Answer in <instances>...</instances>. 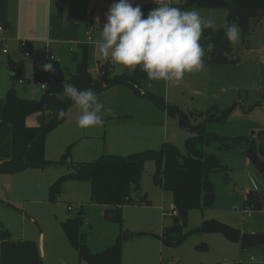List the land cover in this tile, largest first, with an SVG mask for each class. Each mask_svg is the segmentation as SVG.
<instances>
[{
    "label": "rangeland",
    "instance_id": "obj_1",
    "mask_svg": "<svg viewBox=\"0 0 264 264\" xmlns=\"http://www.w3.org/2000/svg\"><path fill=\"white\" fill-rule=\"evenodd\" d=\"M181 2L183 0H174L175 5ZM191 9H197L205 18L214 19L217 28H226L232 24L239 27L236 20H229L228 10L225 8L191 7L186 10ZM258 20L252 18L249 21V34L246 36L239 27V41L230 44L232 49L230 57L233 60L221 65H235L247 56L248 49L255 50L260 47L264 42V14ZM104 60L109 59H105L99 53L98 47L90 45L89 67L95 72L98 62ZM41 61L42 66L52 62L48 56H42ZM204 62L205 66L201 71L186 73L183 81L174 87H166L163 81H149L148 78L145 79V86L150 85L152 92L165 96L167 100L179 105L185 112L198 113L192 116V121L200 123L205 118L199 115L200 113L204 114L212 107L225 109L234 105L227 121L220 124L212 123L216 121L209 122L211 123L209 129L211 125H216V128L220 130L234 133L217 131L220 134L236 135V130L250 119L264 120V88L255 94L257 92L255 87L238 81L239 72L246 67L230 68V76L229 74L221 76L218 72L219 78L216 79L217 75H214L212 64H206V58ZM112 65L114 73L117 74L125 69L119 64L112 63ZM60 67L65 77L71 76L75 67L71 54L60 61ZM235 81L237 85L234 91L238 97L237 101L229 105L220 103L222 99L217 98L216 94L227 98L229 92L225 93V90L229 89L231 83ZM14 84L18 90L17 94L22 98L39 93L41 95L38 97L42 96L43 91L28 75L24 84L28 91H24V85L21 86L18 81H14ZM195 88L211 92L213 96H216L214 99L210 97V104H208L205 97L193 92ZM205 92L207 96L208 93ZM137 96L135 90L129 86H114L104 90L97 96L98 100L104 104L105 109L111 108L117 117L105 121L103 126L88 129L77 126L80 110L75 105L71 106L64 122L47 135L46 158L52 162H61L69 148L71 160L91 161L99 152L98 150H104L106 147L111 152L127 155L130 152L149 148L159 149L165 141L173 142L181 152L185 153L188 132L173 117L166 118L162 110L156 108L151 100L139 99ZM33 120H29L28 124H35L32 123ZM36 123L39 122L36 121ZM259 130H261L260 127L253 126L247 132L249 136H253L252 132ZM118 134L129 139L128 144H119L116 140ZM205 150L217 157L223 167L210 173V179L214 184L215 202L212 207L190 210L185 231H192L203 220L216 219L247 232L264 233V175L249 160L246 155V145L240 144L222 149L217 144H212L206 146ZM65 168L66 164H59L47 169L35 167L16 173L0 174V220L8 225L13 236H25L27 240L36 241L44 253V264L84 263H80L75 248L63 230V221L68 214L77 213L79 210L76 209L84 212L82 228L86 232L90 249L91 245L94 248L110 246L108 244L111 240L116 242L121 231L144 234L154 229L153 236H140L132 241H124L123 247L125 242L127 244L124 247L123 264H136L133 260L137 254L141 258L139 264H162V262L165 264H264V245L253 247L249 252L244 253L240 243L230 241L220 232L194 231L178 246L161 244L159 235L162 233L163 225L172 224L171 216L175 214L166 215L172 203V192L163 191L155 184L154 175L157 168L152 160L145 163L140 193L133 194L136 203L124 209L126 215L123 216L122 226L110 220L105 214V209L92 202L88 182L85 180L82 185L86 187H82L76 180L67 181L66 186L64 185L65 192L63 189L60 198L56 201L50 199V185ZM225 173H228L231 179H228ZM18 183L24 186L23 189L18 188ZM249 191L260 193L261 208L252 211L244 208V198ZM143 197H146L149 204L140 202ZM67 204L73 205L72 208L75 211H68ZM148 224L149 226L144 230L143 226ZM42 241H45L44 245ZM160 244L162 246L159 249ZM202 245L206 248H201Z\"/></svg>",
    "mask_w": 264,
    "mask_h": 264
},
{
    "label": "trees",
    "instance_id": "obj_2",
    "mask_svg": "<svg viewBox=\"0 0 264 264\" xmlns=\"http://www.w3.org/2000/svg\"><path fill=\"white\" fill-rule=\"evenodd\" d=\"M173 6L184 10L191 7L225 8L228 10L229 20L237 21L244 36L249 34V21L252 18L259 21L258 18L264 14V0H183L182 4ZM224 31L225 28H217L215 32L205 30L202 43L206 45L211 41L215 44L214 49L207 52L208 63L232 62L231 42L225 38ZM88 55L87 45L82 47L81 61H78L76 54L73 55L76 68L70 78H66L56 65H53L55 71L48 73L37 68L32 80L46 84L44 93L39 98H22L14 88L7 92L4 113L0 117V174L66 163L72 171L60 176L50 186V199L56 201L60 197L67 180L88 181L92 202L109 206L106 215L122 226V208L136 203L133 193H140L145 163L152 160L157 168L155 184L164 191L172 192L173 205L177 208L173 223L165 225L159 235L164 245L178 246L194 231L223 233L229 240L241 243L244 251L264 245V233L243 232L216 219L204 220L192 231H185L190 210L212 207L215 202L210 173L223 167L217 157L205 150L206 146L217 144L222 149H228L245 144L249 160L264 175V129L253 136H227L207 129L209 122L227 121L234 105L225 109L212 107L204 114H199L205 117L203 122L194 124L193 112L187 113L179 106L169 104L162 96L146 93L157 106L192 133L186 140L185 153L175 144L165 142L159 149H147L128 155L104 153L88 162L71 160L69 148L61 162H52L46 158L47 135L66 118H58V113L63 110L67 115L68 109L74 105L67 98L62 101L56 96V93L63 92V82L72 83L80 89L92 88L98 93L118 84L134 87L147 78L146 73L139 68L134 73L125 68L121 74H115L110 61L101 63L98 74H93L88 64ZM9 68L14 81L26 79L24 61L10 59ZM34 115L38 116L39 123L28 125V118ZM140 202L146 204L148 200L143 197ZM261 206L260 193L249 191L244 200V208L255 210ZM83 224L82 213L63 222L65 235L77 250L80 260L88 264H122L123 243L130 233L121 231L113 245L102 252L94 253L88 246ZM201 248L206 246L202 245ZM0 264H44V261L36 241L13 239L9 229L0 220Z\"/></svg>",
    "mask_w": 264,
    "mask_h": 264
},
{
    "label": "crops",
    "instance_id": "obj_3",
    "mask_svg": "<svg viewBox=\"0 0 264 264\" xmlns=\"http://www.w3.org/2000/svg\"><path fill=\"white\" fill-rule=\"evenodd\" d=\"M114 2H116V0H0V27H2L0 30V117H2L3 113H4L5 98H6L7 92L12 88H14L16 91H18L15 88L14 80L12 78V72L9 68V60L12 59L14 61H24L25 67H26V73H27L26 75H28L32 79L35 75L37 68L41 72H47V71L43 70L42 61H41L42 56L43 57L48 56V59L50 61H52L51 63L53 65H56L59 67H60V61H63L64 58L68 54H71L72 58H73V55L76 54L78 61H81L82 60V47L83 46L87 45L88 47H90V45H92V46L94 45L95 47H98L96 42L101 39V29L103 28L104 24L107 22L106 21V14L108 13L109 8L111 7V5ZM132 3H133L134 7L137 4L140 5L145 16H147L149 11H151L152 9L157 7L155 0H132ZM172 3L175 4L174 0H172ZM182 3L183 2H181L180 4H182ZM89 36L91 37V40H89ZM23 40H25L29 43L30 52H31V55L29 57H25L22 50H21L20 44H21V41H23ZM5 48L8 49L7 53H5L3 51ZM94 50L97 51V49H95V48H94ZM48 51H49V53H48ZM51 55H54L56 60H51L50 59ZM205 58H207V54H206ZM106 61L105 60L99 61L97 64V68H96L95 72L90 68V70L93 72V74H98L100 64L103 62H106ZM53 62H55V63H53ZM74 64H75V67L73 69L75 70V68H76V62L75 61H74ZM206 64H212V66H213L212 69L215 72L214 75L215 76L217 75L216 79L219 78L218 72H220L221 76L226 75V74H229V76H230V72H231L229 70L230 68H238V67L239 68H245L246 67V69L239 72L238 77L240 79L238 81L239 82L242 81V83H244L250 87H255V89L257 91V92H255V94H258L264 88V42L260 45V47H258L255 50L254 49H248L247 56L235 65L226 66V65L213 64V63H208V62H206ZM60 69H61V67H60ZM73 71L71 72V75H72ZM115 74H117V73H115ZM63 75H64V73H63ZM70 77H68V78H70ZM145 79H147V78H145ZM145 79H143L139 85H135L134 87H131L130 85H127V84H118L115 86H126V87L129 86V87L133 88L135 90L136 94L138 95L137 97L139 99L142 98V99L151 100L150 98H148L146 96V93H151L153 95L164 97L165 100L169 104H175V103H172L169 100H167L165 96L152 92V90H150V87H151L150 85H147L148 87L145 86V84H146ZM33 81L36 82L37 86H39L41 91L44 92L45 88H42L38 81H35V80H33ZM18 82L21 84V86H23L25 84V80L22 82H20V81H18ZM235 85H237L236 81L232 82L231 87L229 89L225 90V93L229 92L227 95V98H225V96H224V98H222V96H219V94H216L217 98H219L220 100L222 99L220 103H228L226 105H229V103H232L233 101H237L238 97H236V95H235L236 91H234L236 89ZM23 87H24L23 88L24 91L25 90L28 91L27 86L24 85ZM112 87H114V86H112ZM110 88L111 87L105 88V89L101 90L100 92L96 93V95L98 96L104 90H108ZM43 92H42V94H43ZM193 92L205 97L208 104H210V99H211L210 97H212V99H214V97L216 96V95L213 96L211 94V92L210 93L205 92V91L199 90L197 88H195ZM204 92L208 93V95L206 96L204 94ZM39 95H41V93H39L38 95H27L25 97H38ZM25 97H23V98H25ZM239 98H240V96H239ZM30 99H34V98H30ZM152 103L154 104V106L156 108H159V110H162V112L166 115L165 116L166 118L167 117L171 118V116H169L166 111H164L159 106H157V104L154 101H152ZM175 105H177V104H175ZM177 106H179V105H177ZM190 113H192V112H190ZM193 114L195 115L196 113H193ZM106 117H105V121H109L111 119L116 118L117 116H108L107 118ZM33 118H35V119L33 120ZM29 120H33L32 123H35L33 125L37 124L36 121L39 122L38 116H36V115L28 118L27 124H28ZM174 120L178 123L177 119L174 118ZM193 123L198 124L200 122H197L194 120ZM212 123L215 124L217 122H212ZM210 124L211 123L207 124V129L209 131H215V132L219 131L222 133L234 134L233 132H230V131L220 130V129L216 128V125H211V129H209L208 127ZM253 126L260 127L261 129H264V120L262 121V119H260V118L254 119V120L250 119V121H247L241 128L236 130V135H248L247 131H249V129ZM182 128L188 132V136L186 138V140H187L192 135V133L188 129H186L184 127H182ZM255 133H256V131H255ZM236 135H227V136H236ZM116 140H118L119 144H124V145L128 144V142H129V139H126L125 136L122 134H118V138ZM165 142H170V141H165ZM165 142H163V143H165ZM171 143H173V142H171ZM98 151L99 152L96 154V156L93 160L97 159L100 155H102L104 153L118 154V153L111 152V150H109L107 147L104 150L101 149ZM129 154H131V152ZM120 155H122V154H120ZM46 157H47V152H46ZM93 160H91V161H93ZM78 162H88V161H78ZM64 164H66V163H64ZM43 169H47V168H43ZM71 171H72V169L70 168V166L68 164H66V168L63 169V173L56 176V179L52 182V184L60 176L65 175ZM228 179H231V178H228ZM67 181H69V180H67ZM76 182L78 184H80L82 187H86V185H82L83 184L82 182H85V181L76 180ZM65 183H64V185H65ZM18 184H19L18 188L23 189L24 186H22L21 183H18ZM64 185H63V189L65 192ZM80 185H77V186L80 187ZM88 188H89V191L91 194V187H90L89 182H88ZM63 189H62V193H63ZM133 194H135V192ZM246 197L247 196H245L244 200L246 199ZM146 204H149V201ZM172 204H173V194H172L171 205ZM77 205L79 206V204H77ZM171 205H170V210H169V212H166V215H172ZM72 206L67 204L68 211H75L74 208H72ZM99 206H101L102 208L105 209V214H106V210L110 209L109 206H104V205H99ZM127 206H129V205H125L122 208L123 216H124V214L126 215L124 209ZM69 207H71L72 209H69ZM76 210L77 211L79 210V211L77 213L73 212V214H68L66 219L63 222H65L67 219H69L71 217L76 216L78 213H82L83 218H84V212L81 209H76ZM171 217L173 220L174 216L172 215ZM4 225L9 229L8 225H6L5 223H4ZM168 225H171V224H168ZM148 226H149V224L144 225L143 229L146 230L147 229L146 227H148ZM164 226H165V224L163 225V227ZM242 231L247 232L244 230H242ZM125 232H127V231H125ZM153 232H154V229H151L148 231V233H144V234H140V233L132 234V233H130V236L125 241L126 242L128 240L132 241L135 238H138L140 236H144V237L153 236V234H154ZM250 233H254V232H250ZM11 235H12L13 239H15V240H27V239H25V236L15 237V236H13L12 232H11ZM113 242H114V240H111V242L108 245H110V246L113 245L115 243V242L114 243ZM126 242L124 244V247L127 244ZM161 242H162V240H161ZM44 243H45V241H42L43 245H44ZM87 243H88V238H87ZM237 243H239V242H237ZM161 244H163V242ZM161 244H160L159 249L162 246ZM240 245H241V243H240ZM106 247L108 248L109 246H100L98 248H94L91 245L92 252H94V253L102 252L106 249ZM124 247H123V253H122V258H123L122 264L124 263V257H125ZM39 248H40L41 254L43 256V261H44V255H43L44 253H43L42 248L40 246H39ZM241 248H242V246H241ZM249 251L250 250L244 251L242 249V252H244V253H247ZM76 252H77V250H76ZM77 255H78V259H79L80 263L81 262L83 263L84 261L80 260L78 252H77ZM140 260H141V258L139 256V254H137V256L133 260V262L136 264H139ZM44 263H45V261H44ZM83 264H88V263L84 262ZM162 264H165V262H162Z\"/></svg>",
    "mask_w": 264,
    "mask_h": 264
},
{
    "label": "clouds",
    "instance_id": "obj_4",
    "mask_svg": "<svg viewBox=\"0 0 264 264\" xmlns=\"http://www.w3.org/2000/svg\"><path fill=\"white\" fill-rule=\"evenodd\" d=\"M157 7L145 16L140 5L132 0H116L106 14L101 39L96 42L99 53L112 63L122 65L130 72L137 68L146 73L149 81H163L166 87L180 84L186 73L201 71L206 52L215 44L202 43L207 29L215 32L217 24L205 18L197 9L184 10L173 6L172 0H155ZM230 42L240 39L239 27L229 25L224 31ZM56 60L55 56L51 58ZM43 70L54 72L51 62ZM63 92L56 93L60 100L68 99L80 110L77 126L88 129L103 126L106 115L115 116L111 108L105 109L92 88L80 89L63 82ZM66 113L61 110L58 118Z\"/></svg>",
    "mask_w": 264,
    "mask_h": 264
},
{
    "label": "built area",
    "instance_id": "obj_5",
    "mask_svg": "<svg viewBox=\"0 0 264 264\" xmlns=\"http://www.w3.org/2000/svg\"><path fill=\"white\" fill-rule=\"evenodd\" d=\"M1 28H2V27H0V30H1ZM89 34H90V33H89ZM89 40H91V37H90V36H89ZM20 47H21V50H22V52H23V54H24L25 57H29V56L31 55L30 47H29V43H28L27 41H25V40L21 41ZM3 51H4L5 53H7V52H8V49L5 48ZM53 56H54V55H51V56H50V59H51ZM51 60H52V59H51ZM20 82H22V80H21ZM39 84H40V86H41L42 88H45V87H46V84H45L44 82H39ZM69 209H72V208L69 207ZM171 209H172V213L176 215V214H177V208H176V206L172 204V205H171ZM247 211H251V210H247ZM232 264H233V263H232Z\"/></svg>",
    "mask_w": 264,
    "mask_h": 264
},
{
    "label": "water",
    "instance_id": "obj_6",
    "mask_svg": "<svg viewBox=\"0 0 264 264\" xmlns=\"http://www.w3.org/2000/svg\"><path fill=\"white\" fill-rule=\"evenodd\" d=\"M253 134H255V131L252 132V135H253ZM225 176H226L227 178H230L229 175H228V173H225Z\"/></svg>",
    "mask_w": 264,
    "mask_h": 264
}]
</instances>
